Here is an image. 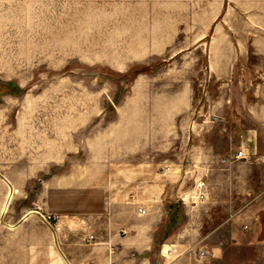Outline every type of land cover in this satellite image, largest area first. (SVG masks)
Instances as JSON below:
<instances>
[{"label":"rangeland","instance_id":"1","mask_svg":"<svg viewBox=\"0 0 264 264\" xmlns=\"http://www.w3.org/2000/svg\"><path fill=\"white\" fill-rule=\"evenodd\" d=\"M212 156L225 169L209 173ZM251 156H264V0H0V201L5 185L7 213L22 196L29 214L3 216L1 233H51L48 213H127L114 180L158 160L172 169L168 239L211 233L223 247L207 264H264V161ZM67 180L95 187L46 192ZM31 243L0 264H30Z\"/></svg>","mask_w":264,"mask_h":264},{"label":"crops","instance_id":"2","mask_svg":"<svg viewBox=\"0 0 264 264\" xmlns=\"http://www.w3.org/2000/svg\"><path fill=\"white\" fill-rule=\"evenodd\" d=\"M249 135L247 138L245 134L247 143L251 142ZM252 157L254 161L258 162L254 163L255 167L261 168L264 156ZM221 158L222 156H212L208 161H204L209 173L225 169L224 164H221ZM189 160L191 163L187 167L188 169L194 164L197 157L190 156ZM250 162L252 163L250 160L241 162L240 165L247 166ZM162 165H166L164 161H149L142 166L141 171L134 172L132 178L126 181L114 180L115 186L123 184L124 187H127L129 193V201L125 204L127 213H123L117 206L112 205L105 207L102 212L82 218L70 215V213L64 214L62 221L57 224L59 226L56 228L41 220V223L48 227L51 233L32 234L27 237L17 233L0 232V257L11 256L12 251L20 252V245H16V241L28 239L32 241L31 251L35 252L30 258V264H207L210 261H218L223 243H214L211 233L201 235L200 239H190L188 242L181 235H174L173 238L168 239L170 237L163 230L166 225L163 218L167 207L170 206L168 207L170 210L173 207V200L168 198L171 197V185L164 179L172 169L169 168L164 173H160L159 167ZM174 165L176 168L173 170H179L176 176L182 177L181 163L178 161ZM187 168L186 173L191 175L192 169L187 170ZM70 183L71 180H67L66 184L48 188L46 192L70 189L83 190L88 187H95V183L91 181L79 185ZM2 189L4 198L2 202L0 201V220L3 216L5 218L8 216L14 221L28 219L29 214L23 213L25 209L20 207V201L23 200L22 196H16L9 213H7L9 208L7 205L10 204V198L16 193V190L11 189L12 195L6 204L8 195L5 185L2 186ZM139 189H144L149 195L142 197V199L137 198L134 194L138 193ZM179 192L181 193V190ZM140 207L147 211L145 215L138 212ZM4 227L0 226V229H4ZM90 235L95 237V242L87 243V238ZM166 244H176L183 248L187 246L206 248L212 254L201 260H197L193 255H187L175 262H169L164 260L165 258L161 253L162 247ZM13 255L15 256V253ZM13 264H21V260L14 261Z\"/></svg>","mask_w":264,"mask_h":264},{"label":"built area","instance_id":"3","mask_svg":"<svg viewBox=\"0 0 264 264\" xmlns=\"http://www.w3.org/2000/svg\"><path fill=\"white\" fill-rule=\"evenodd\" d=\"M217 117H213V121H217ZM237 159H246L247 156L243 150L239 151L236 155ZM228 159L225 158L223 162H227ZM138 212L140 214H146V210L142 207L138 208ZM42 220L46 222L50 226H54L53 223H56V225L59 222L60 216L55 213H48L45 215H41ZM247 228V226H245ZM95 242V237L93 235H90L87 238V243ZM166 245L162 247L161 253L162 256L166 259H170L172 262H175L179 258L187 255H193L197 260L205 259L209 256H211L212 252L209 251L206 248H197L195 246H187L183 248L182 246L176 245V244H170L167 248H165Z\"/></svg>","mask_w":264,"mask_h":264},{"label":"bare ground","instance_id":"4","mask_svg":"<svg viewBox=\"0 0 264 264\" xmlns=\"http://www.w3.org/2000/svg\"><path fill=\"white\" fill-rule=\"evenodd\" d=\"M169 245H166L165 248H167ZM167 261H171L169 258L167 259Z\"/></svg>","mask_w":264,"mask_h":264}]
</instances>
